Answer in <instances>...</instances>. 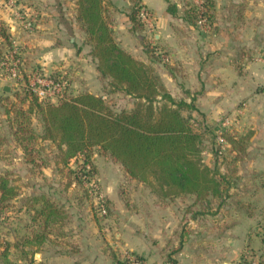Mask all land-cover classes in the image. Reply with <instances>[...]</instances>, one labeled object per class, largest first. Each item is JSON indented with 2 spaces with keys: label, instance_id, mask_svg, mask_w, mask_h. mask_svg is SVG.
I'll list each match as a JSON object with an SVG mask.
<instances>
[{
  "label": "crops",
  "instance_id": "1",
  "mask_svg": "<svg viewBox=\"0 0 264 264\" xmlns=\"http://www.w3.org/2000/svg\"><path fill=\"white\" fill-rule=\"evenodd\" d=\"M20 1H37L48 13L38 43L37 61L42 66L48 68L59 59H77L84 66L91 56L98 71L76 19L74 0ZM123 1L126 7L132 4ZM139 1L154 13V37L158 47L168 51L170 62L156 61L146 51L143 37L148 28L135 31L124 12L114 24L118 42L147 65H156L173 97L193 100L206 121L222 116L235 124L239 137L246 140L244 148L234 153L239 156L235 162L238 180L235 185L225 181V194L208 200H198L192 194L162 198L136 179L129 180L125 189L123 183L107 182L103 196L117 216L109 218L111 227H102V231L92 207L83 202L85 211L76 215L67 210L66 200L50 195L72 213L71 227L66 217L46 232L42 243H36L33 235L43 228L24 208L30 196H19L15 199L16 216L26 213L29 219L24 235L18 233L11 240L12 264H118L117 259L128 253L139 255L146 264H166L174 250L176 264H240L244 256L257 261L264 258V62L259 57L264 53V0H210L215 32L206 36L184 18L181 23L190 34L179 36L167 0ZM68 7L72 12L69 22L61 13L65 15ZM1 82L3 90L10 92V85L0 78ZM235 186L251 191L229 195ZM124 191L130 198L126 201ZM137 191L143 192L138 196ZM216 200L219 206L212 209L215 211H206V203ZM0 248V264H6L4 247Z\"/></svg>",
  "mask_w": 264,
  "mask_h": 264
},
{
  "label": "trees",
  "instance_id": "2",
  "mask_svg": "<svg viewBox=\"0 0 264 264\" xmlns=\"http://www.w3.org/2000/svg\"><path fill=\"white\" fill-rule=\"evenodd\" d=\"M211 1L208 0V6ZM74 2L76 19L91 46L90 53L97 70L114 91L131 95L137 102L131 110L116 111L103 95L91 91H81L60 98L57 102L41 99L36 91L17 92L21 102H27V107L13 101L7 103L5 110L10 123L15 124L14 138L22 147L26 161L35 162L36 143L40 139L49 140L55 142L59 149V171H74L72 160L82 158V175L86 176L97 173L92 156L93 149L98 147L102 153H108L119 161L129 178L146 184L162 198L192 194L198 200H208L222 196L225 175L204 163L202 134L183 113L185 109L198 110L194 101L173 97L153 68L121 46L109 9L111 0ZM141 7H134L129 15L134 30L137 29L135 22L138 20L141 22L140 28L145 29L140 18ZM168 11L176 15L177 5H169ZM193 15L196 16L195 13ZM194 23L192 21L191 24ZM10 36L6 23L0 21V65L5 57L4 44H11ZM160 54L157 56L159 60L162 59ZM33 114L38 116L42 132L34 127ZM3 140L0 136V144ZM229 140L233 145L227 150L232 154L245 146L246 140L239 135L236 138L229 136ZM238 157L234 155L232 162L235 163ZM19 196V187L13 184L9 174L1 173L0 217L16 205L15 199ZM24 208L32 213V221L43 228L33 235L36 243H42L46 239V232L67 217L64 206H60L47 193L31 195ZM106 208L108 211V206ZM98 211L103 217L107 214H101L100 208ZM3 242L2 259L6 264H12V242L7 239ZM25 242L28 239L25 238ZM176 251L168 254L166 264L177 263L173 257ZM113 254L117 257L115 252ZM117 262L124 264L126 259H117ZM241 262L251 264L252 260L244 256ZM259 264H264L263 257H260Z\"/></svg>",
  "mask_w": 264,
  "mask_h": 264
},
{
  "label": "rangeland",
  "instance_id": "3",
  "mask_svg": "<svg viewBox=\"0 0 264 264\" xmlns=\"http://www.w3.org/2000/svg\"><path fill=\"white\" fill-rule=\"evenodd\" d=\"M131 1L132 4L127 7L124 6L123 0H115V2L112 1V3H110L111 5L109 6V9L112 11L111 14L114 24L115 21L118 23L119 17H122L121 12L130 15L134 7H141L143 5L139 0ZM167 2L169 5L174 3L178 5L179 10L176 15H174L173 21L174 27L176 28V32L179 36H186V33L190 34V32L186 31L187 29L181 23L182 18L186 19L189 23H192V21L195 22L192 26H194L200 34L205 36L214 34L215 29L211 17H209V15L212 14V11L209 6L206 5V0L204 3L206 17L203 25H200L198 22L200 15L199 11L201 8L197 5L195 0H167ZM64 12H66L65 15L61 11L65 20L69 22L70 19H72L71 9L68 7V9ZM49 13L51 16L52 13ZM194 13L196 16L193 15ZM47 16L48 13L46 14L44 6L37 3V1L29 3L25 1L22 2L20 0H0V21L6 23L8 31L12 37H16L23 43V53L21 55L23 64L20 66L22 79H20L19 85L14 84V82L6 76L4 73L5 71L0 69V71H3L0 72V78L11 87V91L6 92L3 90L2 82L0 84V136L4 139L3 143L0 144V174L4 172L9 174L13 184L19 187L20 198L47 193L55 198L66 200L68 203L67 210L72 211V213L76 215L81 211H85L83 205L84 202V204L88 205L90 208L92 207L97 223L102 231V227H111L108 219L117 216L114 207L110 205V203L106 200V197L103 196L104 185L111 181L115 183L120 182L124 184L123 187L125 189V187L129 188V180H132L126 174L123 165L119 161L112 158L108 153H102L98 147H95L93 149L92 159L93 163L97 167V173L87 174L86 176L82 175L84 173L81 166L83 161L82 158H79V160L73 159L71 162V166L74 171L77 172L69 171L68 169L59 171L58 162L60 158L57 144L49 140L41 139L38 143H36L37 151L35 153V162L29 163L26 161L22 147H20L15 141L13 134L15 124L10 123L5 107L8 102L13 101L18 102V104H21L23 107H27V102L22 103L20 96L17 95V92H23L26 90L36 91L41 99H51L54 102H57L60 99L48 95L46 92H43L42 89H38V86L32 84V80L29 78V71L31 69H42L44 73L49 75L57 77L61 76L65 85L64 91L66 97H70L81 91H91L93 93L103 95L116 111L131 110L134 108L137 100L135 97L122 91H114L109 85L108 80L103 78L101 74H97L98 71L95 70L91 56L87 57V62L84 63V66L80 65L82 62L78 63L77 59H72V61L69 60L68 62L59 59L58 61L50 64V67L48 68L42 66V64L37 61L40 53V44L38 43L41 39L40 33L42 32V26H44V21ZM33 17L37 18L38 24L34 35H27V31L24 29H20V32H17V28L20 27L19 23H21L20 19L24 20L25 18L30 19ZM189 17L192 18V20H190ZM140 23L141 22L139 20L135 22L137 28L135 31L142 32ZM143 27H145V29L148 28L149 30L148 34L143 37L146 38L144 39L146 51L156 59H158V55L156 53H161L160 55L168 53V51L158 47L160 45H158L155 40L154 34L157 31L155 22H153L152 27H146L145 24H143ZM88 45L85 47L87 54V49H89ZM10 47L11 44H4L5 53H8ZM156 61H160L164 64L169 63L167 61H163L162 59H158ZM62 65H66V68H61ZM150 67L158 73L156 65H151ZM80 69L81 73L77 72ZM22 94L26 95L25 93ZM183 113L185 116L190 118V121L194 125L195 129L200 131L202 134V158L204 163L213 168L219 169V172L225 175V181H233L232 185H235L234 183L236 179L238 180V178L235 173L236 164L232 162V159L236 154H232L227 150L228 147L233 145V143L229 140V136H234L236 138L239 135V131L236 130L235 124L233 122H229L227 118H222V116L213 121H206V118L199 115L196 110L185 109ZM10 115H13V113ZM32 122L38 132L43 131L38 116L35 114L32 116ZM225 133L228 135V137L226 136L227 140ZM219 136H223L225 141H220L218 139ZM225 157H227V160ZM229 191V195L235 196L244 192L248 194L251 190L240 187L236 188L235 186L230 188ZM142 192L143 191H137L136 195L139 196ZM223 194H225V192ZM123 198L124 201L130 199L125 191ZM101 202L108 206V211L105 217L101 216L98 211ZM128 202H130V200ZM215 202L216 203L214 204L206 203V211H215L212 209L219 206L218 201L216 200ZM17 213L18 212L14 206L8 212H4L0 217V247H4L3 241L5 239L9 241L14 240L16 234L20 233V236L24 235L25 229L28 228L27 221L29 216H27L26 213L16 216ZM72 213H67V222L69 227H71V224L69 225V223L71 222L70 218ZM111 230L113 232L116 231V227L114 229L111 228ZM16 255L17 252H14V256ZM19 256H21V254H19Z\"/></svg>",
  "mask_w": 264,
  "mask_h": 264
},
{
  "label": "built area",
  "instance_id": "4",
  "mask_svg": "<svg viewBox=\"0 0 264 264\" xmlns=\"http://www.w3.org/2000/svg\"><path fill=\"white\" fill-rule=\"evenodd\" d=\"M195 2H197V5L201 8V10L199 11L200 15L198 22L200 25H203L206 17L204 10L205 0H195ZM206 5H207V0H206ZM140 18L144 22L146 27L153 26L154 13L148 7L143 6L140 8ZM20 22H21L19 23L20 27L17 28L18 29L17 32H20V29H24L25 31H27L26 32L27 35H34L35 30L38 27L37 18L33 17L30 19L25 18L24 20L20 19ZM10 37H11L10 38L11 47L8 53H5V57L1 61L0 69L5 71L4 73L6 74V76L9 77L14 82V84L19 85V81L20 79H22L20 66L23 64L21 60V55L23 53L22 51L23 43L16 37H12V36ZM161 57L164 61L170 60V56L167 54H162ZM259 57L264 62V53H262ZM29 72H30L29 78H31L32 84L38 86V89H42L43 92H46L50 96H54L57 98L66 97L64 91L65 85L61 76L57 77V76L49 75L47 73H44L42 69H31ZM218 139L222 142L225 141L223 136H219ZM99 208L102 214L107 213L106 205L103 204V202H101ZM123 258L126 259V263L124 264H146V262L143 259H139L135 254L128 253ZM251 260H252L251 264H259V261L254 259ZM240 264H245V263L240 262Z\"/></svg>",
  "mask_w": 264,
  "mask_h": 264
},
{
  "label": "water",
  "instance_id": "5",
  "mask_svg": "<svg viewBox=\"0 0 264 264\" xmlns=\"http://www.w3.org/2000/svg\"><path fill=\"white\" fill-rule=\"evenodd\" d=\"M4 89L7 90V91H9L10 90V87L9 86H6Z\"/></svg>",
  "mask_w": 264,
  "mask_h": 264
}]
</instances>
